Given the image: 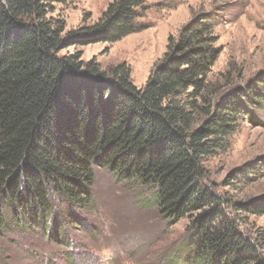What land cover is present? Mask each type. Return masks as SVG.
Here are the masks:
<instances>
[{"label":"trees","instance_id":"obj_1","mask_svg":"<svg viewBox=\"0 0 264 264\" xmlns=\"http://www.w3.org/2000/svg\"><path fill=\"white\" fill-rule=\"evenodd\" d=\"M55 2L0 0V236L41 234L69 252L71 234L82 231L93 208L100 168L147 188L168 226L189 220L169 264H264L205 181L206 160L240 122L259 124L264 103V75L226 95L212 87L218 12L172 39L137 88L123 65L105 73L80 52L61 54L142 31L149 0H115L98 22L69 32L51 17ZM249 179L243 169L233 178ZM234 209L263 216L264 197Z\"/></svg>","mask_w":264,"mask_h":264},{"label":"rangeland","instance_id":"obj_2","mask_svg":"<svg viewBox=\"0 0 264 264\" xmlns=\"http://www.w3.org/2000/svg\"><path fill=\"white\" fill-rule=\"evenodd\" d=\"M114 1L56 0L51 17L64 21L69 32L98 22ZM147 5L138 21L142 31L115 44L71 48L61 55L80 52L83 61L96 60L105 73L123 65L131 82L143 88L171 40L201 15L218 12L221 54L209 75L212 87L226 95L264 75V0H149ZM256 115L259 124L240 122L204 167L207 186L226 202L228 217L264 258V215L234 209L264 197V103ZM258 166L259 174H250ZM241 169L251 178L245 184L233 180ZM94 177V205L84 215L82 231L71 234L69 252L41 234L3 233L0 264H169L175 259L189 220L168 226L152 206L147 188L119 183L107 169L95 168Z\"/></svg>","mask_w":264,"mask_h":264}]
</instances>
